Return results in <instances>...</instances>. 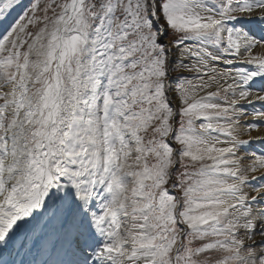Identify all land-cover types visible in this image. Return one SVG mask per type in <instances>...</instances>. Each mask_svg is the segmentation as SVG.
Returning a JSON list of instances; mask_svg holds the SVG:
<instances>
[{
  "label": "snow or ice",
  "instance_id": "6c2138e0",
  "mask_svg": "<svg viewBox=\"0 0 264 264\" xmlns=\"http://www.w3.org/2000/svg\"><path fill=\"white\" fill-rule=\"evenodd\" d=\"M0 264H264V0H0Z\"/></svg>",
  "mask_w": 264,
  "mask_h": 264
}]
</instances>
